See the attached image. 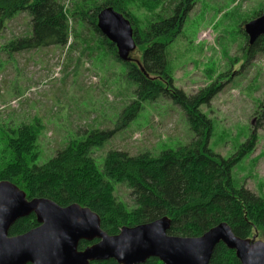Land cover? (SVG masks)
<instances>
[{
  "label": "trees",
  "instance_id": "16d2710c",
  "mask_svg": "<svg viewBox=\"0 0 264 264\" xmlns=\"http://www.w3.org/2000/svg\"><path fill=\"white\" fill-rule=\"evenodd\" d=\"M131 1L105 0L90 4L87 0H78L74 3L75 9L69 11L62 0H0V35L9 21L27 12L31 16V30L29 35L10 41L9 46L15 50L46 46L71 49L69 40L74 32L83 43L96 39L116 52L117 46L97 27L101 9L112 6L130 21L136 47L143 51L142 60L137 62L130 55L123 59L116 52L117 59L126 67L128 79L136 85L135 98L121 113L122 120L134 118L143 102L165 96L185 112L194 139L159 154L145 150L132 155L110 149L100 168L94 150L105 146L125 124L118 123L113 129H94L82 139L71 140L40 164L36 163L39 131L33 125L20 124L11 130L8 149L13 159L0 168V180L16 184L29 199L46 197L61 206L78 203L89 207L100 216L102 229L110 235L118 234L124 226H136L163 216L171 219L168 233L176 236L199 237L221 222L229 224L241 238L251 239L255 230L264 235V196L244 185L237 186L232 176L233 167L253 148L255 137L243 143L232 157L214 152L208 146L213 121L201 106L209 103L218 85L212 83L196 94H187L174 84L168 47L181 32L194 2L174 0L163 15L156 14L155 10L165 0H135L154 13L147 26L141 27L131 10ZM74 22L81 24L79 31L73 28ZM249 45L250 51L260 45L262 49L264 36ZM117 185H125L130 190L131 206L118 198ZM38 225L36 214L31 213L19 218L9 234H23ZM94 242L82 240L79 249ZM90 264L120 263L110 259ZM141 264L164 263L152 257ZM209 264L241 262L235 250L221 242L215 247Z\"/></svg>",
  "mask_w": 264,
  "mask_h": 264
},
{
  "label": "rangeland",
  "instance_id": "374dc122",
  "mask_svg": "<svg viewBox=\"0 0 264 264\" xmlns=\"http://www.w3.org/2000/svg\"><path fill=\"white\" fill-rule=\"evenodd\" d=\"M62 1L69 11L78 2ZM87 1L100 4L105 0ZM134 1L131 10L139 25L146 27L154 13ZM171 2L175 3L165 0L155 13L166 14ZM191 2L181 32L168 47L174 84L187 94L218 85L209 103L201 106L214 125L208 146L229 158L254 136L253 148L233 167L232 176L237 186L264 196V45L250 51L245 32V24L264 12V0ZM73 28L79 31L82 26L74 22ZM30 30L31 16L24 12L9 21L0 35V168L13 159L8 141L11 130L20 124L39 131L36 163L40 164L71 140L82 139L94 129H113L118 123L125 124L105 146L94 150L100 168L110 149L132 155L145 150L159 154L194 139L185 112L165 96L143 102L134 118L122 120L121 113L135 98L136 85L117 59L118 49L110 51L96 39L83 43L74 32L71 49L15 50L9 46ZM142 54L139 47L129 53L136 62ZM116 194L131 206L133 197L125 185H117ZM263 239L255 230L248 240Z\"/></svg>",
  "mask_w": 264,
  "mask_h": 264
},
{
  "label": "water",
  "instance_id": "95a60500",
  "mask_svg": "<svg viewBox=\"0 0 264 264\" xmlns=\"http://www.w3.org/2000/svg\"><path fill=\"white\" fill-rule=\"evenodd\" d=\"M97 27L126 59L136 48L130 21L112 6L101 9ZM249 44L264 35V12L245 24ZM35 213L38 226L12 236L11 226ZM171 219L124 226L110 235L101 227L100 216L89 207L73 203L61 206L46 197L27 198L16 184L0 180V264H90L114 259L120 264H141L152 257L164 264H209L215 247L224 243L235 250L241 264H264V240L251 242L237 236L221 222L199 237L168 233ZM82 240L95 241L79 249Z\"/></svg>",
  "mask_w": 264,
  "mask_h": 264
}]
</instances>
